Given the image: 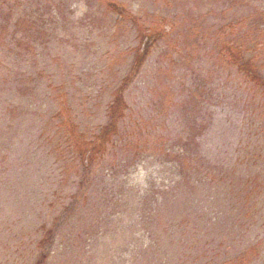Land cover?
<instances>
[{"label":"rangeland","instance_id":"rangeland-1","mask_svg":"<svg viewBox=\"0 0 264 264\" xmlns=\"http://www.w3.org/2000/svg\"><path fill=\"white\" fill-rule=\"evenodd\" d=\"M116 1L165 19L140 65L110 0H0L29 29L0 39V264H264V95L215 47L231 30L264 78V0ZM118 90V134L78 166L67 124L91 139Z\"/></svg>","mask_w":264,"mask_h":264},{"label":"trees","instance_id":"trees-1","mask_svg":"<svg viewBox=\"0 0 264 264\" xmlns=\"http://www.w3.org/2000/svg\"><path fill=\"white\" fill-rule=\"evenodd\" d=\"M111 7L118 10V14L124 19H131L132 22H136L138 28V36L140 39L139 48L136 50V58L139 56L137 63L140 65L144 59L149 55L151 49L154 47L158 35H163L167 33L166 27L161 28L164 24L165 19L159 20V24L154 23L151 26L143 27L138 24V20L133 16L132 13L126 12L124 7L120 5L116 0H110ZM11 18L7 23L0 28V39L5 37L3 44L8 43L11 37L21 36V39L25 38L26 32L29 29L26 26V22L23 20H17L12 22ZM25 18L24 16H22ZM161 28L162 32H159ZM11 32L7 35L8 30ZM2 31L4 33H2ZM215 47L218 49V56L225 64L232 66V69L240 73L243 76V81L252 86V88L258 89L262 95H264V78L259 75L257 67L255 66L251 58H244L243 46L239 40H235L232 36V31H225L223 28L220 29L216 36ZM60 90V91H59ZM50 91L54 94L57 103L66 102L68 104V99L66 98V91L63 86H50ZM108 117L106 124L95 134L91 139H86L83 134L73 132V126L71 123L67 124L69 130L65 134V139L63 143L67 146L74 148L73 157L78 160V166L84 168H91V162L94 157L102 156L109 141L118 134L119 120L124 117V111L126 107V100H124L120 90L116 91L113 98L108 104ZM64 116V115H63ZM64 121V120H63ZM64 125V123H63ZM72 132V133H71ZM76 137V140L74 137ZM71 160V159H70ZM73 161V160H72ZM74 162V161H73ZM75 163V162H74ZM76 165V164H75ZM50 234L49 230L45 231V237L38 242V246L42 248L46 242L47 236ZM37 264H40L38 262Z\"/></svg>","mask_w":264,"mask_h":264}]
</instances>
